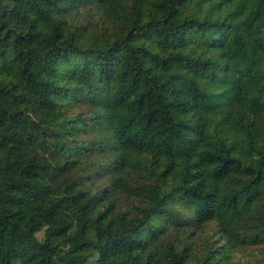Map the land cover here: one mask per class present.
<instances>
[{
	"label": "trees",
	"instance_id": "1",
	"mask_svg": "<svg viewBox=\"0 0 264 264\" xmlns=\"http://www.w3.org/2000/svg\"><path fill=\"white\" fill-rule=\"evenodd\" d=\"M257 248L264 0H0V264Z\"/></svg>",
	"mask_w": 264,
	"mask_h": 264
},
{
	"label": "rangeland",
	"instance_id": "2",
	"mask_svg": "<svg viewBox=\"0 0 264 264\" xmlns=\"http://www.w3.org/2000/svg\"><path fill=\"white\" fill-rule=\"evenodd\" d=\"M235 261H243L247 264H259L264 261V250L257 249H246L236 254Z\"/></svg>",
	"mask_w": 264,
	"mask_h": 264
}]
</instances>
